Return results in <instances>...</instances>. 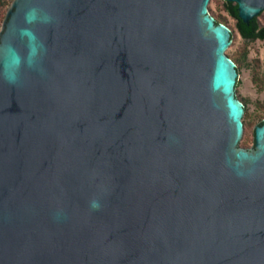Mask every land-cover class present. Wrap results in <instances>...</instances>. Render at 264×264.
Wrapping results in <instances>:
<instances>
[{
	"label": "water",
	"instance_id": "water-1",
	"mask_svg": "<svg viewBox=\"0 0 264 264\" xmlns=\"http://www.w3.org/2000/svg\"><path fill=\"white\" fill-rule=\"evenodd\" d=\"M209 1H11L0 264H264V119L239 147ZM225 3L253 38L264 0Z\"/></svg>",
	"mask_w": 264,
	"mask_h": 264
},
{
	"label": "rangeland",
	"instance_id": "rangeland-1",
	"mask_svg": "<svg viewBox=\"0 0 264 264\" xmlns=\"http://www.w3.org/2000/svg\"><path fill=\"white\" fill-rule=\"evenodd\" d=\"M10 4L5 8V16ZM208 11L211 16L225 17L223 24L227 26L231 34L230 44L225 50L227 56L242 58L240 63H237L235 95L244 101L243 106H245L246 115L243 114L242 116L243 133L238 146L251 149L253 146V129L264 119V40L241 38L234 26V19L222 8V0H210ZM256 16L261 23H264V11ZM4 19L0 23V29ZM254 73L257 74L258 86L254 82ZM243 101H241L242 104Z\"/></svg>",
	"mask_w": 264,
	"mask_h": 264
},
{
	"label": "trees",
	"instance_id": "trees-1",
	"mask_svg": "<svg viewBox=\"0 0 264 264\" xmlns=\"http://www.w3.org/2000/svg\"><path fill=\"white\" fill-rule=\"evenodd\" d=\"M12 0H0V23L2 22V20L4 19V16H5V8H7V6L10 4V2H11ZM230 6H235V2H231L230 3ZM4 8V9H3ZM222 8L227 12V14L231 17V18H233L230 14H229V12H228V9H227V6H226V3H225V0H222ZM213 17H214V20H215V22L216 23H225V17H223V16H217V17H215L214 15H212ZM234 19V26L236 25V23H237V20L235 19V18H233ZM255 25H256V29H255V35H254V37L253 38H249V39H255V38H257V39H260V38H258L257 37V32L260 30V29H262L263 27H264V23H261L259 20H258V18H257V16H255ZM236 28V27H235ZM230 38H231V34H230ZM261 40H263V39H261ZM229 58H231L234 62H235V67H236V69L238 70V65H237V63H240V60L242 59V58H238V57H232V56H228ZM253 78L255 79L254 80V82H255V85L256 86H258V82L256 81V78H257V74H253ZM238 99H240V98H238ZM240 101H243L242 99H240ZM245 103H244V101H243V105H244ZM244 115H246V111H245V106H244Z\"/></svg>",
	"mask_w": 264,
	"mask_h": 264
}]
</instances>
